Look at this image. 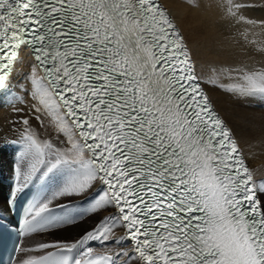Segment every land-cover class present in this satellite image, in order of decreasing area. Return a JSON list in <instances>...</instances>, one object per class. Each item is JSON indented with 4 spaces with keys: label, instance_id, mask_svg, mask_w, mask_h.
Here are the masks:
<instances>
[{
    "label": "snow or ice",
    "instance_id": "1",
    "mask_svg": "<svg viewBox=\"0 0 264 264\" xmlns=\"http://www.w3.org/2000/svg\"><path fill=\"white\" fill-rule=\"evenodd\" d=\"M255 6L228 0L226 10L254 23L242 10ZM24 53L44 73L33 76L32 99L54 110L71 148L38 141L30 115H19L28 101L13 98L12 126L31 157L27 179L61 176L29 207L23 235L109 212L74 243H39L80 249L76 258L52 253L49 264H264V202L256 195L264 182H253L160 0H0V91L11 88ZM240 72L229 94L264 101V69ZM77 198L90 207L81 211ZM110 239L105 247H118L108 254L84 248Z\"/></svg>",
    "mask_w": 264,
    "mask_h": 264
},
{
    "label": "bare ground",
    "instance_id": "2",
    "mask_svg": "<svg viewBox=\"0 0 264 264\" xmlns=\"http://www.w3.org/2000/svg\"><path fill=\"white\" fill-rule=\"evenodd\" d=\"M162 1L176 20L195 62L196 72L215 107L235 133L259 186L264 182V112L256 109L250 99L240 100L229 94L228 89L241 83L240 70L264 69V6L260 0H252L256 6L242 12L244 17L254 23H238L226 10L228 0ZM32 63L24 56L23 62H19L10 79L11 89L28 101L25 112L19 115H30L32 131L38 141L48 140L58 147L71 148L67 135L61 131L64 125L60 123L54 110L41 105L38 99H32L31 93L36 88L33 76L37 80L42 77L38 70L33 72ZM24 89L27 91H23ZM33 105L41 111H32ZM16 106L24 107L23 104ZM17 116L12 107L0 109V141L20 136L16 127L12 126V121ZM108 213H100L96 220L88 217L83 224H76L64 232L65 236L62 232L57 234L53 231L52 234L31 237L25 241L23 248L38 246L41 243L39 240L44 238L47 241L73 243L92 230L97 220ZM39 252H22V256L28 259Z\"/></svg>",
    "mask_w": 264,
    "mask_h": 264
},
{
    "label": "rangeland",
    "instance_id": "3",
    "mask_svg": "<svg viewBox=\"0 0 264 264\" xmlns=\"http://www.w3.org/2000/svg\"><path fill=\"white\" fill-rule=\"evenodd\" d=\"M260 186V185H259ZM258 186V187H259ZM260 195H261V197H262V202H264V191H260ZM263 195V196H262ZM89 217V219H93V220H96L97 218H99V215H94V214H92V215H90V216H88ZM87 217V218H88ZM87 218H85V219H87ZM84 219V220H85ZM83 220V221H84ZM100 219H98L97 221H99ZM83 221H81V222H78V223H76V224H83ZM93 222V221H92ZM97 223V222H96ZM76 224H74V225H76ZM74 225H72V226H68V227H65V229L63 228V229H60V230H56L55 231V233H57V234H60L61 232L63 233H61L63 236H65L64 234H66V233H64V232H66L67 230H70L71 228H73L74 227ZM93 228V227H92ZM39 241H41V242H54V241H51V240H45V238L44 239H40Z\"/></svg>",
    "mask_w": 264,
    "mask_h": 264
}]
</instances>
